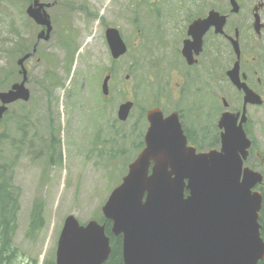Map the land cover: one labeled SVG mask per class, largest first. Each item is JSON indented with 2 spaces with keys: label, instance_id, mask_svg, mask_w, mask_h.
<instances>
[{
  "label": "rangeland",
  "instance_id": "374dc122",
  "mask_svg": "<svg viewBox=\"0 0 264 264\" xmlns=\"http://www.w3.org/2000/svg\"><path fill=\"white\" fill-rule=\"evenodd\" d=\"M33 1L51 5L45 12L53 30L25 63L28 102L10 105L0 120V180L11 186L8 198L16 206L15 264H54L65 218L73 216L82 225L98 220L109 193L141 150L140 140L120 139L119 104L132 100L130 115L136 124L131 127L136 129L144 125V113L154 108L164 112L163 93L161 97L156 92L154 81L179 64L166 56V45H179L183 32L179 26L191 15L225 12L231 26L226 34L233 36L232 29H238L244 61L255 58L254 68L263 45L253 36L251 13L242 18L230 15L227 0H0V91L21 81L17 67L8 65L10 60L19 52H31L37 44L40 29L25 13ZM242 4L247 5L243 0ZM107 28L119 32L127 49L116 60L107 47ZM251 40L255 45H249ZM204 41L218 43V60L215 55L212 64L219 63L220 86L215 99L218 115L202 100L191 108L199 135L208 136L207 141L195 143L196 149L206 152L219 149L222 98L232 113L241 109L242 99L238 101L226 81L225 73L234 63L230 46L213 33ZM206 66L199 71L202 78L197 84L203 95L208 87L213 91L215 79L206 76ZM241 72L250 79L264 76V72L250 75L244 63ZM106 75L111 77L108 98L101 95L100 86ZM226 83L233 91L228 95L222 94ZM247 115L257 161L252 158L246 163L264 179V103L248 107Z\"/></svg>",
  "mask_w": 264,
  "mask_h": 264
},
{
  "label": "water",
  "instance_id": "95a60500",
  "mask_svg": "<svg viewBox=\"0 0 264 264\" xmlns=\"http://www.w3.org/2000/svg\"><path fill=\"white\" fill-rule=\"evenodd\" d=\"M42 8L34 3L27 14L47 27L48 36L51 28L43 19ZM224 25L225 17L210 13L206 20L191 26V34L200 45L210 26L222 33ZM106 39L114 59L125 53L116 31H107ZM237 68L235 64L234 70ZM108 79L103 80L104 95L108 94ZM23 85L0 92L2 106L27 101L29 94ZM238 88L245 91V104H260L244 85L238 84ZM131 107V103L119 107L120 121L126 119ZM4 110L0 107V118ZM147 118L145 148L128 166L122 184L111 192L102 208L104 218L111 222V233L121 236L123 264H258L264 260L257 224L261 196L251 192L261 177L242 170L250 143L241 126H235L233 115L222 114L218 125L224 131L220 152L212 150L208 154H195L184 138L178 139L177 130L169 138L158 111H150ZM184 191L188 192L186 196ZM109 254L103 226L93 221L79 226L73 217L65 219L55 264H103Z\"/></svg>",
  "mask_w": 264,
  "mask_h": 264
},
{
  "label": "flooded vegetation",
  "instance_id": "af4514ba",
  "mask_svg": "<svg viewBox=\"0 0 264 264\" xmlns=\"http://www.w3.org/2000/svg\"><path fill=\"white\" fill-rule=\"evenodd\" d=\"M200 1V0H195ZM236 1V7L237 11L235 13L236 16L245 17L249 16L251 13V19L249 22H252V25L254 22H256V19L258 22L256 24L260 27L258 30H256L253 27V36L255 37L257 42H260L261 45H263V54L260 57L258 61L257 67H253L256 63V59L253 58L252 62L250 61H244V54L241 49L242 43L240 42V35L238 29L235 27L232 29L233 36L230 35H224V36H218L225 40L224 45H238L239 48V54L237 55L234 51L232 46L231 52L233 54L234 60H236V57L240 56V69L241 64L244 63V68L247 73L250 75H253L254 77L257 76L259 73L264 72V68L261 67L260 64L263 63L264 66V0H243V2H246L247 5L242 4V0H235ZM194 2V1H193ZM229 2V1H228ZM196 7V4L193 5ZM191 15L187 21H185L182 25L179 27L183 30L182 35L179 36V45H166L167 47V57L168 60H170L169 56H171L174 60V62L179 63L178 66L174 69L168 68L166 71L164 78H157L154 81V84L157 86V91L160 96L164 98V112L162 113L163 118L169 119L174 118L177 120V123L179 125V128L182 130L183 135L186 137L189 144H195L196 142L205 141L208 140L207 135H202L203 138L199 135V130H197V127L193 125L195 121V115L191 108L200 102L202 100L203 104L207 107H214L216 108L215 114L218 115L217 107L215 106V99L218 97L220 92V86L218 83V64H212L214 61L213 57L216 55L217 57V51H216V45H218L217 42H205L203 40L202 45H196L195 43H192V38L188 35L189 34V27L194 23L195 20H197V16ZM256 26V25H255ZM231 30V26H230ZM214 29L210 28L203 36L205 38L209 34L213 33ZM250 33V31H248ZM214 34V33H213ZM245 36V35H244ZM252 37V36H251ZM231 39H236L237 42L234 43ZM249 45H255L252 40ZM15 62V60L12 58L10 60V63ZM9 63V64H10ZM205 65L206 66V76L209 77L214 76L215 79L212 81V87L213 91L210 87H208L207 94L203 95L201 92V89H198L197 84L201 81L202 73L199 72ZM13 66V65H12ZM212 71L215 73L213 74ZM19 73V71H16ZM242 72H240V77L242 76ZM177 77V78H174ZM228 82V80L226 79ZM221 82H224V80H221ZM254 82L256 84H254ZM229 83V82H228ZM246 83L247 86L256 94H258L260 97L264 99V76L262 78L256 77L255 79H250L246 76ZM230 84V83H229ZM231 86V85H230ZM231 89L234 91V87L231 86ZM230 90L227 83L224 85L222 89V94L228 95L232 93L233 91ZM238 101H240V96L242 98V94L237 91ZM238 109L235 111L237 112ZM211 116V113L208 114ZM145 122L147 124L146 116ZM212 117V116H211ZM136 118H133L131 115L128 116L126 122H119L118 130L122 132L120 139L125 140H140V144H143V136L147 129L148 124L145 127V131L142 135H139V129H136L134 127H131L133 124H136L134 122ZM138 120V119H137ZM249 117L247 115V123L244 126V130L249 134ZM130 126V127H129ZM123 130H128V134H124ZM193 130V131H192ZM139 144V145H140ZM254 158L256 160V152L254 151V147L250 151L247 160ZM257 161V160H256ZM249 165V164H248ZM251 166V165H250Z\"/></svg>",
  "mask_w": 264,
  "mask_h": 264
},
{
  "label": "trees",
  "instance_id": "16d2710c",
  "mask_svg": "<svg viewBox=\"0 0 264 264\" xmlns=\"http://www.w3.org/2000/svg\"><path fill=\"white\" fill-rule=\"evenodd\" d=\"M10 187L9 184L0 180V264H15V249L12 244V237L16 230V206L15 203L9 202L8 194ZM260 192L263 200L258 223L260 225V237L264 241V189H260ZM34 216L36 214L32 215V217ZM99 222L104 225L105 234L109 237L111 247L110 255L104 264H123L121 238L113 237L110 234V223L108 221L100 218ZM46 264H53V262ZM258 264H264V260Z\"/></svg>",
  "mask_w": 264,
  "mask_h": 264
}]
</instances>
